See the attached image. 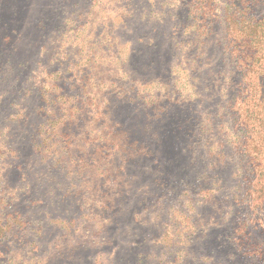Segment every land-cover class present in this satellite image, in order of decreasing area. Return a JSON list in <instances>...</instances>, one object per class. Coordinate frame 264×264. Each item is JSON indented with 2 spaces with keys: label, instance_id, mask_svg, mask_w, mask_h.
I'll use <instances>...</instances> for the list:
<instances>
[{
  "label": "rangeland",
  "instance_id": "obj_1",
  "mask_svg": "<svg viewBox=\"0 0 264 264\" xmlns=\"http://www.w3.org/2000/svg\"><path fill=\"white\" fill-rule=\"evenodd\" d=\"M0 264H264V0H0Z\"/></svg>",
  "mask_w": 264,
  "mask_h": 264
},
{
  "label": "trees",
  "instance_id": "obj_2",
  "mask_svg": "<svg viewBox=\"0 0 264 264\" xmlns=\"http://www.w3.org/2000/svg\"><path fill=\"white\" fill-rule=\"evenodd\" d=\"M53 139V137L52 138H50V140H52Z\"/></svg>",
  "mask_w": 264,
  "mask_h": 264
}]
</instances>
